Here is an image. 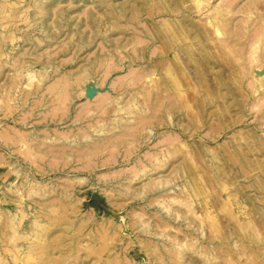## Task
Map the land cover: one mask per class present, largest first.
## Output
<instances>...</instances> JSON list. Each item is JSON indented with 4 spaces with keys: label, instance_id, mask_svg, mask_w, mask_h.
<instances>
[{
    "label": "rangeland",
    "instance_id": "obj_1",
    "mask_svg": "<svg viewBox=\"0 0 264 264\" xmlns=\"http://www.w3.org/2000/svg\"><path fill=\"white\" fill-rule=\"evenodd\" d=\"M211 8L0 0V264H264V16Z\"/></svg>",
    "mask_w": 264,
    "mask_h": 264
},
{
    "label": "bare ground",
    "instance_id": "obj_2",
    "mask_svg": "<svg viewBox=\"0 0 264 264\" xmlns=\"http://www.w3.org/2000/svg\"><path fill=\"white\" fill-rule=\"evenodd\" d=\"M232 1L233 0H231L229 3H231ZM259 2H260V0H255L253 2H246L245 4L242 5V8H241V11L243 13L242 22L244 24H243L242 28H240L241 31H239L237 29H235L233 31V30H230V28H229L230 19H231V15H232V14L230 15V13H233L232 9H227V8H223V7L216 6V5L211 8V4H210L211 0H196V6L198 7L200 5H203L206 8L207 11L211 8V13L208 14V12H207L208 15H207L206 24L211 27V30H212L213 33H215L218 36L226 35V37L227 36L228 37H233V35L235 36V34L238 33V32H239V34H244V36H246V34H250L249 30L247 29L248 27L251 26V25L249 26V22H251V20L253 18H257V19L259 18L260 20L263 19L264 13L259 12L258 9H257L258 8L257 5L259 4ZM252 26H253V24H252ZM253 34H255V36L258 35V38L264 37V24L262 26H259V28L256 29ZM263 59L258 61L259 64L263 63V65H264ZM257 60L256 61L254 60V61L257 63ZM259 64L257 63L258 67L260 66ZM263 68H264V66H263ZM263 68H261L260 70L255 71L253 73V76H252L253 82L252 83H253V86H254L255 90H259V89L264 90V72H261V70Z\"/></svg>",
    "mask_w": 264,
    "mask_h": 264
}]
</instances>
